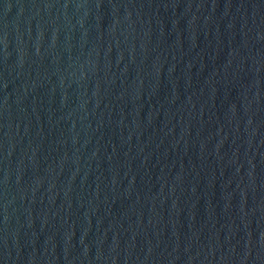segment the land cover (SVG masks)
<instances>
[{"label": "water", "instance_id": "obj_1", "mask_svg": "<svg viewBox=\"0 0 264 264\" xmlns=\"http://www.w3.org/2000/svg\"><path fill=\"white\" fill-rule=\"evenodd\" d=\"M0 264H264V0H0Z\"/></svg>", "mask_w": 264, "mask_h": 264}]
</instances>
